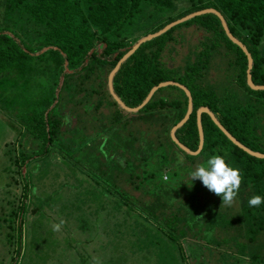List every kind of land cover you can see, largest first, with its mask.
Listing matches in <instances>:
<instances>
[{
  "label": "trees",
  "instance_id": "16d2710c",
  "mask_svg": "<svg viewBox=\"0 0 264 264\" xmlns=\"http://www.w3.org/2000/svg\"><path fill=\"white\" fill-rule=\"evenodd\" d=\"M205 8L223 15L229 31L252 56V81L264 85V0H186L182 6L177 0H0V108L7 107L28 136L52 145L61 137L71 110L83 108L87 115L110 105L113 111L105 116L108 122L95 123L94 127L113 135L107 147L110 153L87 169L91 173L87 179L94 188L86 192L91 202H99L100 211L111 203L116 212L124 208V214L130 215L134 221L130 232L136 235L129 242L131 249L148 251L157 264H189L186 247L195 243L202 257L216 258L214 264H264V204L258 208L248 205L253 195L264 196V158L232 143L206 113L201 115V151L190 155L180 149L169 135L187 110V96L177 86L157 89L133 113L122 109L108 91L110 71L139 38ZM150 23L152 30L145 32ZM189 26L203 32V50L197 51L196 60L192 57L191 62L175 68L164 62L163 54L175 28ZM221 47L220 52L228 54L236 67L239 83L236 90L215 96L203 87L202 76L209 55ZM246 69L242 49L227 37L215 14L205 13L142 43L120 64L113 76V88L127 106L135 107L160 82L184 84L191 93L193 108L175 131L180 142L193 151L197 149L196 110L206 106L239 142L264 153V90L247 85ZM172 72L175 78L170 76ZM167 87L178 93L170 100L157 96ZM90 117L91 125L80 120L85 130L94 126L96 116ZM133 122L148 129L143 126L139 135L133 136ZM147 122L155 123L145 125ZM118 130H124L129 139H123ZM33 139L20 142L21 152L14 158L17 166L22 167L43 151L38 148L29 153ZM215 154L225 155L243 175L232 206H223L222 197L200 181L181 190L165 187L170 177L189 173L194 165ZM10 184L16 185L17 178L6 182L5 187ZM27 187L25 182L24 193ZM134 190L140 196L133 194ZM10 215L16 217L17 213Z\"/></svg>",
  "mask_w": 264,
  "mask_h": 264
},
{
  "label": "rangeland",
  "instance_id": "374dc122",
  "mask_svg": "<svg viewBox=\"0 0 264 264\" xmlns=\"http://www.w3.org/2000/svg\"><path fill=\"white\" fill-rule=\"evenodd\" d=\"M185 2L186 0H177L179 6ZM1 20L2 11L0 22ZM152 27L153 23H150L144 31L149 32ZM202 36L203 32L195 26L175 28L173 39L169 41L163 54L164 62L174 64L176 68L191 62L192 57L196 60L199 57L197 51L203 50ZM261 43L264 45V37ZM220 49L211 52L204 64L206 68L202 76L203 87L215 96L230 89L236 90L239 83L231 58L220 52L222 47ZM176 70L179 71V68ZM175 75L174 72L170 74L172 78ZM186 84L190 86L188 82ZM164 90L157 95L164 100H170L178 93L170 87ZM100 108L99 111L87 115L83 108L71 110L62 128L61 137L52 145H43L42 138L35 140L28 136L25 127L17 123L9 109L0 108V264H94V260L95 264L156 263L148 251L131 249L129 242L136 236L130 232L134 221L128 217L130 215L124 214V208L116 212L109 203L106 210L100 211L99 202H91L92 198L86 192L94 188L87 179V175L91 174L87 169L94 167L97 158L108 156L109 137L113 136L108 130L94 128L95 123L108 122L105 116H110L113 111L106 104ZM77 111L80 113L75 115ZM92 114L96 116L93 118L94 126L85 130L83 121L91 125ZM128 118L131 115L125 117V120ZM80 120L83 121L80 123ZM154 121L160 123L157 119ZM155 122H147L145 125ZM143 126L142 123L133 122V136H138L141 128L144 129ZM118 132L123 139H129L124 130ZM25 139H33L35 143L29 153H34L38 148H43V151L26 160L22 167L18 165L21 167L18 171L14 158L21 152L20 142ZM77 159H81L80 162ZM106 162H110V159H106ZM190 172L170 177L165 187L181 190L184 185L190 187L193 182H199L191 181ZM15 178L16 185L5 187L6 182ZM25 182L28 184L26 193L23 192ZM133 194L140 196L137 190ZM175 207L176 204L173 203V211ZM12 211L17 213L16 217H11ZM56 224L61 225L58 230L53 227ZM79 225L83 227L77 229ZM186 253L189 255V264L216 262L215 257H202L195 243L187 245Z\"/></svg>",
  "mask_w": 264,
  "mask_h": 264
},
{
  "label": "water",
  "instance_id": "95a60500",
  "mask_svg": "<svg viewBox=\"0 0 264 264\" xmlns=\"http://www.w3.org/2000/svg\"><path fill=\"white\" fill-rule=\"evenodd\" d=\"M205 13H212L215 14L222 25L223 30L225 31V34L227 35V37L236 45H238L242 51L244 52V54L246 55L247 58V69H246V83L247 85L253 89V90H264V85H258L255 84L252 81V77H251V68L253 65V59L251 54L249 53V51L247 50L246 46L239 40L237 39L235 36L232 35V33L229 31L227 23L223 17V15L216 9L214 8H205V9H201V10H197L194 12H191L185 16H182L181 18L175 19L171 22H169L168 24H166L164 27H162L161 29L157 30L154 33H149L145 36H142L141 38H139L132 46L131 48L122 56V58L117 62V64L115 65V67L110 71L108 78H107V85H108V91L109 94L111 95V97L115 100V102L124 110L129 111V112H137L138 110H140L148 101L149 99L152 97L153 93L161 88V87H165L168 85H174L177 86L178 88H180L181 90H183V92L186 94L187 96V110L186 113L184 114L183 118L178 121L170 130V138L172 139V141L183 151H185L186 153L190 154V155H197L203 146V142H204V133H203V127H202V122H201V115L202 113H206L209 115V117L211 118V120L216 124V126L225 134V136L232 142L234 143L236 146H238L239 148H241L243 151H245L246 153L258 157V158H264V153H260L258 151H253L251 149H249L247 146L243 145L241 142H239L220 122L219 120L216 118V116L214 115V113L206 106H200L199 108H197L196 110V124H197V130H198V137H199V143H198V147L196 150H191L189 149L187 146H185L182 142H180L178 140V138L175 135V131L181 127L189 118L191 112H192V108H193V103H192V96L191 93L189 91V89L178 82H174V81H164V82H160L157 85L153 86L149 93L147 94V96L144 98V100L137 106L135 107H129L127 106L120 98L119 96L115 93L114 88H113V76L114 74L117 72V70L120 67V64L126 60L132 53H134V51L144 42L149 41L161 34H163L164 32H166L167 30H169L170 28H172L173 26L180 24L188 19H191L197 15H201V14H205ZM67 64V62H65V65Z\"/></svg>",
  "mask_w": 264,
  "mask_h": 264
},
{
  "label": "clouds",
  "instance_id": "9594fccd",
  "mask_svg": "<svg viewBox=\"0 0 264 264\" xmlns=\"http://www.w3.org/2000/svg\"><path fill=\"white\" fill-rule=\"evenodd\" d=\"M190 179L199 180L210 192L222 197L223 206L230 207L239 193L243 175L239 168L233 167L228 162L225 155L215 154L206 161L198 163L190 172ZM261 204H264V196L261 195H253L248 200V205L252 208H258ZM60 226V224L53 225L57 230Z\"/></svg>",
  "mask_w": 264,
  "mask_h": 264
}]
</instances>
